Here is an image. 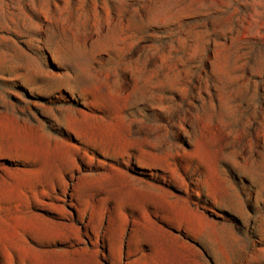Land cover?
I'll return each instance as SVG.
<instances>
[{"label": "rangeland", "instance_id": "obj_1", "mask_svg": "<svg viewBox=\"0 0 264 264\" xmlns=\"http://www.w3.org/2000/svg\"><path fill=\"white\" fill-rule=\"evenodd\" d=\"M0 264H264V0H0Z\"/></svg>", "mask_w": 264, "mask_h": 264}]
</instances>
